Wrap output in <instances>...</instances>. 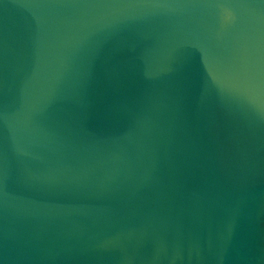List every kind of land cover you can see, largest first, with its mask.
I'll list each match as a JSON object with an SVG mask.
<instances>
[{
    "label": "water",
    "instance_id": "95a60500",
    "mask_svg": "<svg viewBox=\"0 0 264 264\" xmlns=\"http://www.w3.org/2000/svg\"><path fill=\"white\" fill-rule=\"evenodd\" d=\"M0 264H264V0H0Z\"/></svg>",
    "mask_w": 264,
    "mask_h": 264
}]
</instances>
